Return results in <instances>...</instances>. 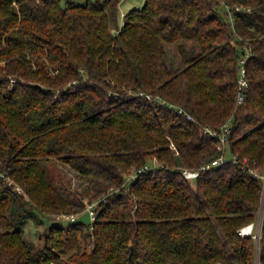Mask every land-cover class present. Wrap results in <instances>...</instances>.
I'll list each match as a JSON object with an SVG mask.
<instances>
[{
  "label": "trees",
  "instance_id": "16d2710c",
  "mask_svg": "<svg viewBox=\"0 0 264 264\" xmlns=\"http://www.w3.org/2000/svg\"><path fill=\"white\" fill-rule=\"evenodd\" d=\"M122 1L0 0V264H264V0H145L120 26ZM228 120L238 162L185 177ZM54 158L107 182L90 223L56 219L80 209Z\"/></svg>",
  "mask_w": 264,
  "mask_h": 264
},
{
  "label": "rangeland",
  "instance_id": "374dc122",
  "mask_svg": "<svg viewBox=\"0 0 264 264\" xmlns=\"http://www.w3.org/2000/svg\"><path fill=\"white\" fill-rule=\"evenodd\" d=\"M144 4L145 0H123L119 5V25L121 26V24L124 23V15L127 12L134 8H140ZM112 31L114 34L118 33V30L116 28H114ZM172 50L173 53L177 54L176 48H172ZM227 155L230 156L229 151ZM152 161L153 163L158 165L157 159H153ZM45 164L47 165L52 177L55 179V182L57 183L58 187L68 197L69 201L72 203L74 208L78 210L80 209L76 213L77 217H82V219L86 223H90L92 217L91 210H93L98 204L97 196L99 195V193L101 192V194H105L104 189L107 182L101 179L91 180L89 178L83 177L78 172L73 170L69 165L62 163L61 161L55 158L45 161ZM129 176H133V174ZM262 209L263 208H261L259 212V218L257 222L255 224H252L253 230L251 231V233H254L255 235H259L260 233ZM56 223L60 222L56 221L55 218H47L42 224L37 223L34 219H30L24 229L26 235L30 239L34 240L36 243H40L42 241L41 234L49 225ZM244 227L242 228V230L244 229Z\"/></svg>",
  "mask_w": 264,
  "mask_h": 264
},
{
  "label": "built area",
  "instance_id": "2783aa9c",
  "mask_svg": "<svg viewBox=\"0 0 264 264\" xmlns=\"http://www.w3.org/2000/svg\"><path fill=\"white\" fill-rule=\"evenodd\" d=\"M229 7V6H228ZM236 10H241L240 6L236 7ZM230 16V20L231 22L234 24L235 23V16L233 13V10L230 9L229 7V14ZM246 52L245 54L239 59L238 62V75H239V79H238V94H237V103H243L245 98H246V90L249 86V80H248V76H247V60L249 58V56L252 54V49L250 47H245ZM231 126H232V121L228 120L226 123H224L220 130L217 129H213L210 127H206L205 128V132L209 133L211 135V137L215 138L216 140V147L218 149V151L220 152V155L218 157H216L215 159H213L210 163H206L201 165L199 168L195 169V168H184L183 173L185 175V177L189 178V179H193V178H197L202 170H207L209 168H211L212 166H218L226 161H228L229 159H233L234 162H238V158L237 156H228L227 155V145H228V140H229V134L231 132ZM172 146L175 147V145L172 143ZM250 172H252L255 176L257 177H261L264 179V174L259 173V171L257 170H253L250 169ZM1 175L5 178L6 176L1 173ZM134 176V174H133ZM132 177V176H131ZM8 184H12V180L8 178ZM15 189L19 192H22L23 189L20 186H15ZM91 215H92V219L95 218V211L94 209L91 210ZM77 218L76 214H71V215H67L65 213L59 214L56 216V219L59 220H75ZM240 233L242 234H246L243 232V230L241 229ZM251 233V232H250ZM248 233V234H250ZM255 238H259V235L256 234Z\"/></svg>",
  "mask_w": 264,
  "mask_h": 264
},
{
  "label": "bare ground",
  "instance_id": "6f19581e",
  "mask_svg": "<svg viewBox=\"0 0 264 264\" xmlns=\"http://www.w3.org/2000/svg\"><path fill=\"white\" fill-rule=\"evenodd\" d=\"M262 214H263V209H262L261 217H262ZM252 230H253V225L250 224V225H248L247 227H244L243 232L246 233V234H248V233H250Z\"/></svg>",
  "mask_w": 264,
  "mask_h": 264
},
{
  "label": "crops",
  "instance_id": "0c3cea01",
  "mask_svg": "<svg viewBox=\"0 0 264 264\" xmlns=\"http://www.w3.org/2000/svg\"><path fill=\"white\" fill-rule=\"evenodd\" d=\"M121 26H122V24H121Z\"/></svg>",
  "mask_w": 264,
  "mask_h": 264
}]
</instances>
